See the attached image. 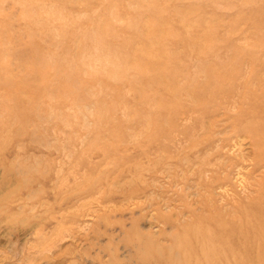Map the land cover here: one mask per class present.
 Here are the masks:
<instances>
[{"label": "rangeland", "instance_id": "1", "mask_svg": "<svg viewBox=\"0 0 264 264\" xmlns=\"http://www.w3.org/2000/svg\"><path fill=\"white\" fill-rule=\"evenodd\" d=\"M0 264H264V0H0Z\"/></svg>", "mask_w": 264, "mask_h": 264}]
</instances>
